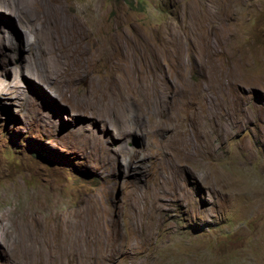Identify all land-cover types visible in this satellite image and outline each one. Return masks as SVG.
<instances>
[{"label":"rangeland","instance_id":"1","mask_svg":"<svg viewBox=\"0 0 264 264\" xmlns=\"http://www.w3.org/2000/svg\"><path fill=\"white\" fill-rule=\"evenodd\" d=\"M0 264H264V0H0Z\"/></svg>","mask_w":264,"mask_h":264},{"label":"bare ground","instance_id":"2","mask_svg":"<svg viewBox=\"0 0 264 264\" xmlns=\"http://www.w3.org/2000/svg\"><path fill=\"white\" fill-rule=\"evenodd\" d=\"M3 6H4V5H3ZM3 6H2V7H3Z\"/></svg>","mask_w":264,"mask_h":264}]
</instances>
